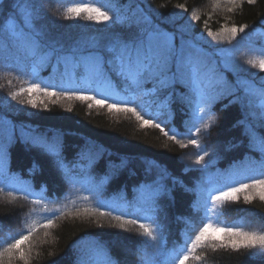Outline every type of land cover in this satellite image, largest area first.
I'll return each mask as SVG.
<instances>
[{
	"label": "trees",
	"instance_id": "trees-1",
	"mask_svg": "<svg viewBox=\"0 0 264 264\" xmlns=\"http://www.w3.org/2000/svg\"><path fill=\"white\" fill-rule=\"evenodd\" d=\"M72 1H0V119L7 122L9 130L0 126L10 141L8 170L29 180L35 188L32 196L26 195L0 176V250L35 226L29 244L24 245L26 251L31 245L28 264H103L106 256L117 264H176L204 221L208 176H214L218 184L264 178V153L250 142L246 127L251 125L260 138H264V131L251 122L247 107L231 103L235 97L227 94L210 106L204 104L202 120L194 118L195 98L181 82L171 81L164 86L159 78L151 76L139 85L126 82L108 64L113 55L109 49L159 29L174 34L175 41L189 40L215 54L245 42L261 27L264 0L251 5L243 0L232 12L227 10L232 7L227 0L111 1L118 6L137 3L149 24L115 18L97 23L86 20L85 13L65 19L66 7ZM25 3L32 6L31 27L24 25L16 8L17 4L23 8ZM178 4H184L187 10L176 7ZM193 12L199 20H192ZM9 24L29 38L27 43L8 36ZM233 25L247 27L234 39L227 33L224 39L216 40L208 35V29L221 32L222 26ZM249 50L250 45H242L233 64L243 75L251 73L246 63ZM90 53L103 57V75L83 65L73 67L75 59ZM39 58V66L44 69L37 81L42 87L85 95L92 91L95 96L97 85L103 83L109 87L99 89V94L107 102L134 107L176 139H169L159 128L142 127L131 112L109 111L94 101L33 93L36 107H32L27 103V92L13 99L12 92L27 87L32 64ZM61 59L68 62L66 74L61 73ZM218 69L224 74L225 85L235 91V96L245 98L247 104L244 90L231 72L220 65ZM140 86L156 88L152 104L161 111L158 116L153 108L145 110L141 101L132 102L128 97ZM261 90L264 86L257 87V93ZM205 124L209 125L207 129ZM197 128L200 132L194 136L201 149L187 141L189 130L193 133ZM204 152V161L195 164L196 156ZM238 196V200L223 202L220 217L229 226L264 232V201L255 196L246 203L243 193ZM100 212L111 215L101 216ZM117 215L123 220L137 219L138 223L120 228L122 221L113 219ZM48 219L53 225L45 229L42 225ZM139 223L156 230V242L141 235ZM13 264L24 261L16 258ZM185 264H264V248L198 247Z\"/></svg>",
	"mask_w": 264,
	"mask_h": 264
},
{
	"label": "snow or ice",
	"instance_id": "snow-or-ice-1",
	"mask_svg": "<svg viewBox=\"0 0 264 264\" xmlns=\"http://www.w3.org/2000/svg\"><path fill=\"white\" fill-rule=\"evenodd\" d=\"M256 0H247L248 4H254ZM229 5L228 11L232 12L234 7L241 6L243 0H227ZM2 6V5H0ZM31 5L25 3L23 8L19 4L16 8L20 10L21 15L24 20V25L27 27L32 26L33 15L31 12ZM176 7L181 9H186L184 4H178ZM215 7V5H214ZM81 13H85L84 18L89 21H96L97 23L108 22L111 17L107 11H102L100 7L95 6L94 3H86L84 0H79V2H72L66 9L65 19H76L81 16ZM192 20H199L200 17L196 13H192ZM144 20H148L144 17ZM207 25V22H205ZM247 25H240L237 27L233 25L231 27H221V32H213L208 29V35L214 40L224 39V33L230 34L231 38H235L238 32H243ZM23 35V32L20 33ZM174 34L155 29L152 31H146L143 35L133 39L131 42H120L114 45L109 51L113 54L112 59L108 61V64L115 71L117 76L124 78L127 82L131 80L133 83L139 85L142 79L147 76L153 78H159L160 83L167 86V81L171 80L176 82L177 78L181 81H186L196 92L198 101L197 106L200 104L211 105L216 99L227 94L232 95L235 98L230 101L231 103H239L242 107H256L259 112H250L255 119L261 121V125L264 126V90L256 93L252 88L245 85V93L248 97L253 95L259 96V102L253 105L251 99L245 104V98L235 96V91L230 87L226 86L225 82L221 77H218L215 70L205 71L207 65L197 57L193 59L191 55H185V49L182 46L177 50L174 44ZM252 68H256L261 72H264V50H262L261 55L256 59H249L246 61ZM104 64L105 61L102 56L94 53H90L88 57H81L75 59L73 62L74 68H79L81 65L85 67H90L96 74H104ZM173 65L175 66V71H173ZM228 65L225 64V67ZM168 73H171L169 77ZM240 84L245 82L238 81ZM27 92L29 94V99L27 101L32 107H36V100L32 98L33 93H41L46 97L53 96H66L67 98H75L77 100H88L94 101L97 106L107 107L109 111L117 112H131L136 118L141 122V126H151L154 128H159L164 135L168 136L169 139H176L175 135H169L165 131L164 127L160 123L153 122L152 119H145L139 112L136 111L134 107H128L126 105L121 106L117 103H108L106 99L97 98L94 95H85L82 93H66V92H56L50 91L47 86L42 87L39 83L29 82L26 88H21L18 92H12L10 95L13 99L22 93ZM42 102V101H41ZM23 103V101H21ZM92 105L89 104V107ZM200 113H204V107H199ZM194 118L196 113H193ZM201 120L203 117H199ZM195 125L193 124V127ZM205 129L209 125H204ZM196 132L199 133L200 129L197 128ZM246 133L250 136V142L259 146V150L264 153V138H260L252 130V126L248 125L246 127ZM189 137L193 134L191 130L188 132ZM188 143L197 147L202 148L200 142L195 138H189ZM186 145L181 144V147ZM207 152L203 155H197L194 160L195 164H201L204 161V157ZM264 166V162H262ZM61 167L63 165L61 164ZM2 191V190H0ZM160 189L155 190V194L158 195ZM244 194L245 202H250L255 196H258L261 201H264V179H253L250 183H240L235 187H228L226 191H220L217 195L211 196L212 209L221 201L229 200L235 201L239 199L238 194ZM11 196V193H9ZM207 201V198H205ZM101 204L104 202L101 201ZM154 203V201H153ZM207 209V203L205 205ZM85 211H88L87 209ZM101 216L111 215V213L100 212ZM113 219L117 221H122L119 224L120 228H124L125 224L137 225V219L123 220L121 215L114 216ZM146 219H151V217H146ZM53 221L51 219L46 220L42 225L45 229L51 227ZM139 229L142 230L141 235L148 238L150 242L157 241L156 230L147 223H139ZM36 231V227L33 226L27 234L20 235L18 239H14L12 243L7 244L2 250H0V264H4L5 257H7V264H13L14 259L19 258L24 261V264H28L29 258L31 256V245H29L27 251L24 245L29 244L32 233ZM219 233L220 235H216ZM47 235V233H46ZM218 242V243H217ZM152 247H156L155 243H152ZM198 247H208L216 249L217 247H231L233 250H239L241 248L252 249L256 247L264 248V233L257 232H246L241 231L239 228L229 227V226H218L213 223L210 219L208 223H204L203 227L199 229V232L195 235V238L191 241L190 245H187V253L181 257H178L179 264H185L189 259V255L193 253ZM199 260L200 257H195ZM103 264H117V262L111 260L107 256L104 259Z\"/></svg>",
	"mask_w": 264,
	"mask_h": 264
},
{
	"label": "rangeland",
	"instance_id": "rangeland-1",
	"mask_svg": "<svg viewBox=\"0 0 264 264\" xmlns=\"http://www.w3.org/2000/svg\"><path fill=\"white\" fill-rule=\"evenodd\" d=\"M114 0H84V2L86 3H94L95 6L100 7L102 11H107L109 16L111 17V19L108 22H104V23H109L113 18L119 20V21H123V20H128V19H135V20H141L146 22L147 24L150 23L149 18L141 11L139 5L137 3H129L126 5H121L118 6L117 4L111 2ZM72 2H79V0H73ZM71 2V3H72ZM115 2V1H114ZM71 3L69 5H67V7H69L71 5ZM66 7V9H67ZM138 14V15H137ZM144 17H147L148 20H144ZM7 33L8 36H14V37H18L20 40H22V42H26L29 40V38L27 36H22L20 35V32L15 28V26L13 24H9L7 27ZM175 39V38H174ZM182 41H183V46L185 49V55H191V57L193 59H196L197 57H199L204 64L207 65L206 69H204L205 71H209V70H215V73L218 77H221L223 79V81H225L224 78V74H220V71L218 69V65H220L223 69L231 72L232 74V78L234 79V81L243 88L244 90V94L246 96L247 101L249 99H251L253 105H255L256 103L259 102V96L258 95H253L251 97H248L245 93V85L252 88L256 93H257V87L259 86H264V72L259 71L256 68H252L251 67V73L250 75H248L247 73L243 75V71L240 72L241 69H237L236 66H233V64L235 63V56L237 54V52L240 50L241 46L244 44L250 45L251 46V50H249L248 54H247V60L249 59H256L261 55L262 50H264V22L262 23L260 28L255 29L251 35L245 39V42L243 43H236L233 44L231 46H228L226 48L223 49H219L215 52V54H212L204 49H202L201 47L193 44L191 41L189 40H185V39H181L179 38L177 41H173L177 50H179L182 46ZM42 62V59L39 58L37 62H35L34 64H32L31 67V77L29 79V82H35V83H41L39 80L37 81V78L39 77V74L41 72H43L44 67H40L39 64ZM74 62V61H73ZM59 63V62H58ZM67 61H63L62 59L60 60V64L62 66V70L61 73L62 74H66L67 71ZM225 64H227L228 66L225 67ZM53 70H56V65H54ZM250 69V68H248ZM245 70V69H244ZM173 71H175V66L173 65ZM242 74H240V73ZM95 73V72H94ZM53 74V73H52ZM96 74V73H95ZM169 77L171 76V73H168ZM178 82H181L182 85L187 88V90L189 92H191L195 98L194 103H193V108H192V113H196V118H199L202 113H200L199 111V107H204V104H200L199 107L197 106V101H198V97L196 92L192 89V87L189 85V83H187L186 81H181L179 78H177ZM238 81H242L245 82L244 84H240L238 83ZM28 82V83H29ZM160 82V80H159ZM167 82H171V80L167 81ZM28 86V84H27ZM98 86V95H95L97 98H103L106 99L102 94H99V89L104 88V87H109L108 85L105 84H101V85H97ZM67 87V85H66ZM78 89V87H76ZM82 91V90H80ZM156 92V88L155 87H146V86H140L138 87V89H136L134 92L129 93L128 97L131 98L132 102H136V101H141L144 104L145 110L153 108V114L154 115H159L161 113L160 110L155 109L156 106L152 104L153 99L152 96L155 94ZM83 93V92H80ZM92 91L88 92V95H92L91 94ZM107 100V99H106ZM108 101V100H107ZM111 103V102H108ZM163 108L166 110L167 106L166 104L163 105ZM250 112H259V109L256 107H252V108H248L247 107V114L250 117L251 122L258 128L262 129L264 131V126L261 125V121H259L258 119H255L252 115H250ZM0 124L2 126H5L7 128V130H9V127L7 125V122L3 119H0ZM196 133V130H194L193 134ZM189 138H195V136L193 135L192 137H187V141L189 140ZM196 139V138H195ZM9 136L6 135V133L4 132V130L2 129V127L0 126V176H5L7 182L9 183L10 186H12L15 190L20 191L26 195L32 196L33 195V191L35 190L32 182H30L29 180L20 178L17 174L15 173H11L8 170V157H7V149L9 146ZM264 179V178H262ZM240 183H246L243 181L240 182H236V181H230L228 182V184H218L215 179L214 176L207 177V184H208V193H207V201L205 199L204 202V221L202 223V225L195 231V235L199 232V229L201 227H203L204 223H208L209 219L217 224L218 226L224 227V226H229L227 225L223 219L220 217V207L222 206L224 201L219 202V204L215 207L214 210H210L212 209V201H211V196L213 195H217L220 191H226L228 187H235L238 186ZM228 201V200H225ZM207 203V209L205 207ZM229 227H234V228H239L241 231H246V232H257L259 233H264V232H260V229H254V228H241L238 226H229ZM216 235H220L219 233H217ZM195 238V236H194ZM191 242H189L187 245H190ZM187 253V251L185 253H183L181 256L185 255ZM179 264V259L177 260V263Z\"/></svg>",
	"mask_w": 264,
	"mask_h": 264
}]
</instances>
